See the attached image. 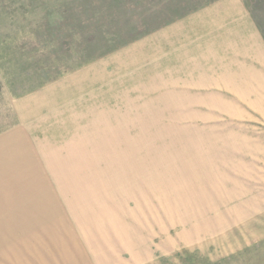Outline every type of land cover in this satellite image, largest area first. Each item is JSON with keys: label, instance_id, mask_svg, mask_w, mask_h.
I'll return each instance as SVG.
<instances>
[{"label": "rangeland", "instance_id": "374dc122", "mask_svg": "<svg viewBox=\"0 0 264 264\" xmlns=\"http://www.w3.org/2000/svg\"><path fill=\"white\" fill-rule=\"evenodd\" d=\"M219 1L0 0V264H264V208L151 201L199 194V142L226 131L168 68L182 20ZM243 3L264 39V0ZM135 147L138 208L91 185V158L106 169ZM165 176L169 194L150 186Z\"/></svg>", "mask_w": 264, "mask_h": 264}, {"label": "crops", "instance_id": "0c3cea01", "mask_svg": "<svg viewBox=\"0 0 264 264\" xmlns=\"http://www.w3.org/2000/svg\"><path fill=\"white\" fill-rule=\"evenodd\" d=\"M184 40L177 43L176 50L169 47V81L197 82L205 93L203 96L215 98L214 108L201 112L222 114L228 120H217L216 128L226 129L216 137L202 138L199 166L200 186L215 185V191L200 188L199 194L187 190L188 204L176 205L177 199L170 196L151 198L152 202H163L164 208H264V39L250 20L243 0H222L210 7L202 8L185 17ZM181 21V22H182ZM180 22L175 23L178 24ZM172 27V25H169ZM178 56L176 57V54ZM173 67V68H172ZM177 67L179 68L177 72ZM175 71L177 74H172ZM177 76V77H176ZM175 88V85H174ZM254 130L256 136L243 133L240 129ZM168 141L175 138H165ZM209 141V142H208ZM141 144L143 142H140ZM136 145L138 143H135ZM140 144V145H141ZM162 144L168 145L169 142ZM191 144L190 142L185 143ZM129 148L108 168L96 167L91 158V185L100 184L96 177H103V190L115 192L117 200L125 198L142 206L144 181H138L136 171L142 172L143 152ZM95 154L91 153V157ZM132 161L131 164H128ZM121 162V163H120ZM120 163V164H119ZM196 166V164H195ZM132 167V169H130ZM129 174H132L131 177ZM153 175V173H151ZM140 176H143L140 174ZM139 176V177H140ZM154 176V175H153ZM159 175H157L158 177ZM119 177V181H115ZM207 177H210L207 179ZM213 177V178H212ZM215 178V179H214ZM170 178L155 181L151 185L164 186L169 194L173 185ZM185 185L190 184L185 182ZM135 186L134 189L130 188ZM129 188V189H124ZM125 190V191H124ZM154 191V190H153ZM152 191V192H153ZM125 192L127 195H123ZM139 194V195H138ZM257 195V196H256ZM195 204H191V203ZM215 204H210L214 203ZM144 206V205H143ZM149 206V205H148ZM160 205L152 204L151 208Z\"/></svg>", "mask_w": 264, "mask_h": 264}]
</instances>
